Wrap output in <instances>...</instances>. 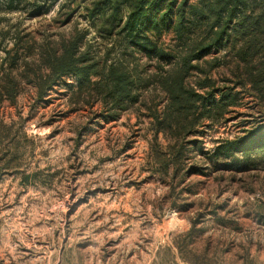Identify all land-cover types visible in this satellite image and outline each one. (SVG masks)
I'll use <instances>...</instances> for the list:
<instances>
[{
	"label": "rangeland",
	"instance_id": "374dc122",
	"mask_svg": "<svg viewBox=\"0 0 264 264\" xmlns=\"http://www.w3.org/2000/svg\"><path fill=\"white\" fill-rule=\"evenodd\" d=\"M43 1V17L0 14V30L13 26L33 41L23 57L82 31L103 58L113 39L98 32L103 20L94 27L88 18L100 0ZM157 43L174 50L177 39L164 32ZM122 52L109 59L121 56L130 70L137 63L146 79L158 74L156 62ZM211 76L233 87L223 82L228 70ZM76 87L65 76L42 99L27 83L14 103L0 96V264H264L263 99L236 87L238 107L219 122L202 120L174 176L154 159L169 143L149 116L167 105L156 83L111 121ZM239 138L245 145L231 157H213L220 142Z\"/></svg>",
	"mask_w": 264,
	"mask_h": 264
},
{
	"label": "trees",
	"instance_id": "16d2710c",
	"mask_svg": "<svg viewBox=\"0 0 264 264\" xmlns=\"http://www.w3.org/2000/svg\"><path fill=\"white\" fill-rule=\"evenodd\" d=\"M47 1L52 5L58 0L43 3ZM92 4L88 9L91 25L103 20L98 32L113 39L101 59L93 55L94 46L84 41L82 31L56 44H39L38 58L32 59L22 55L26 50L30 56L35 48L29 35L22 36L17 30L14 35L9 25L0 30V52L5 54L0 64L1 97L14 103L20 86L27 83L34 85L42 99L65 76H72L77 79L74 92L78 98L95 99L102 108L99 117L111 121L138 102L140 90L156 83L167 105L161 113L153 111L149 116L156 133H162L169 143L165 151L155 150L154 159L161 172L167 175L172 169L174 176L191 145L187 139L198 133L202 120L219 122L232 112L229 108L238 107L236 87H250L251 94L264 100V0H100ZM48 11L40 0H0V14L18 13L33 20ZM164 32H174V50L157 43ZM113 51H123L122 55L130 51L133 59L143 55L157 63L158 74L146 79L137 63L130 70L121 56L109 59ZM220 68L230 72L223 82L233 87L216 85L211 74ZM244 145V138L220 142L213 157H231Z\"/></svg>",
	"mask_w": 264,
	"mask_h": 264
}]
</instances>
